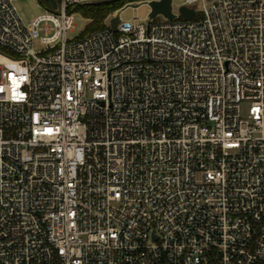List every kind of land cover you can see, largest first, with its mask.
<instances>
[{"label": "built area", "instance_id": "1", "mask_svg": "<svg viewBox=\"0 0 264 264\" xmlns=\"http://www.w3.org/2000/svg\"><path fill=\"white\" fill-rule=\"evenodd\" d=\"M56 1L0 0V264L264 262V0L73 41L105 0Z\"/></svg>", "mask_w": 264, "mask_h": 264}, {"label": "rangeland", "instance_id": "2", "mask_svg": "<svg viewBox=\"0 0 264 264\" xmlns=\"http://www.w3.org/2000/svg\"><path fill=\"white\" fill-rule=\"evenodd\" d=\"M142 1L146 0H137L138 4ZM186 0H172V8L175 14L180 13V7ZM13 4L15 5L18 14L22 18L23 22L28 25L34 21L39 15H42L47 12L48 6L45 1L41 0H13ZM137 3L128 2L122 5L124 8L120 13V18L122 21H134V23H139L143 25H147L150 20L151 6L149 4H139L138 6H133ZM193 8H196L198 11V16L201 15V9L203 7V0H196L194 3L190 5ZM136 18V20H135ZM166 17L163 15L157 17L155 19L158 21H165ZM75 23L76 27L74 31H68L67 39L69 41H73L82 37L86 27L90 23V20L87 19L80 11H76L75 15ZM32 48L36 53H43L46 49V45L41 42L40 37L35 39ZM248 112V105L243 104L242 107V116L245 118Z\"/></svg>", "mask_w": 264, "mask_h": 264}, {"label": "trees", "instance_id": "3", "mask_svg": "<svg viewBox=\"0 0 264 264\" xmlns=\"http://www.w3.org/2000/svg\"><path fill=\"white\" fill-rule=\"evenodd\" d=\"M134 1L137 0H105L79 6L77 11H80L87 19L90 20V23L86 27L82 37L104 28L105 21L111 13L121 8L122 5ZM256 264H264V262H258Z\"/></svg>", "mask_w": 264, "mask_h": 264}, {"label": "water", "instance_id": "4", "mask_svg": "<svg viewBox=\"0 0 264 264\" xmlns=\"http://www.w3.org/2000/svg\"><path fill=\"white\" fill-rule=\"evenodd\" d=\"M51 4L53 8L57 7L56 0H45ZM101 2V1H99ZM86 4H82L84 6ZM149 5L151 6L150 17L155 18L157 15L161 14L168 19L174 18V13L172 12V0H152ZM136 7V5H133ZM180 16L185 19H193L196 16V11L193 8H188L186 6L180 7ZM119 22V17H114L111 20V27L116 30L117 24Z\"/></svg>", "mask_w": 264, "mask_h": 264}]
</instances>
